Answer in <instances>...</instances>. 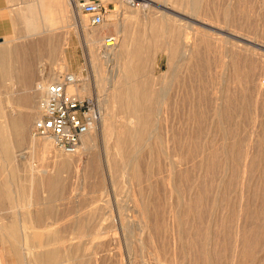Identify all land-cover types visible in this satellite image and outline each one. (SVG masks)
Masks as SVG:
<instances>
[{"label": "rangeland", "instance_id": "1", "mask_svg": "<svg viewBox=\"0 0 264 264\" xmlns=\"http://www.w3.org/2000/svg\"><path fill=\"white\" fill-rule=\"evenodd\" d=\"M103 1L97 27L60 0L0 38V264H264V0ZM119 26L140 42L135 116L100 57ZM64 73L101 120L72 155L31 135L34 84Z\"/></svg>", "mask_w": 264, "mask_h": 264}, {"label": "built area", "instance_id": "2", "mask_svg": "<svg viewBox=\"0 0 264 264\" xmlns=\"http://www.w3.org/2000/svg\"><path fill=\"white\" fill-rule=\"evenodd\" d=\"M127 7H134L137 0H119ZM107 2L101 0H73L76 8L87 19L91 27L101 25L108 12ZM113 34L104 35V47L115 45ZM79 79L70 73L59 74L54 80L43 83L37 81L34 89L42 91L38 100L39 115L31 124V135L48 138L54 148L66 155L77 151L81 137L97 122L99 111L93 97H80L68 93L66 87L76 84Z\"/></svg>", "mask_w": 264, "mask_h": 264}, {"label": "bare ground", "instance_id": "3", "mask_svg": "<svg viewBox=\"0 0 264 264\" xmlns=\"http://www.w3.org/2000/svg\"><path fill=\"white\" fill-rule=\"evenodd\" d=\"M102 1V0H101ZM140 2L142 1V2H146V4L147 3H149L150 5H152L151 3H150V1L149 0H139ZM190 1V3H189V5H190V7H193V0H189ZM56 2H58V1H56ZM138 3V2H137ZM59 4V3H58ZM68 5L69 6H71V7H74V5H73V0H68ZM140 5L141 4H136L134 7H127V6H125V7H127V8H129V9H137V8H139L140 7ZM58 9L60 10V8L58 7ZM189 9V8H188ZM163 10V12H162V16H161V18H160V22H164V21H171V20H173V21H175V17H182V16H180L179 14H180V12L177 14V12L175 11V10H172V9H166V8H163L162 9ZM192 10H193V8H192ZM54 11V10H53ZM59 12V11H58ZM182 15V14H181ZM76 16H77V14H76ZM205 16V15H204ZM74 18H75V16H74ZM176 18V19H177ZM183 18V17H182ZM191 18V17H190ZM82 19V18H81ZM179 19V18H178ZM177 19V20H178ZM74 20H76V19H74ZM193 20V19H192ZM195 20V19H194ZM180 21H181V19H180ZM188 21V20H187ZM196 21H198V20H196ZM205 21V20H204ZM184 23H185V21H184ZM195 23V22H194ZM122 25H124V24H122ZM190 25H192V24H188V23H186V24H184L183 25V29H184V32L186 33V34H188V35H197L199 32H201V31H205V30H207V29H209L210 30V28L205 24V22H197L196 23V26L194 27H191ZM128 28V27H127ZM212 28V27H211ZM129 31L130 30H128V31H126V29L123 27V26H119V27H117V29H116V33L118 34V35H116L115 34V38H116V42H115V45H113L112 47H110V48H108V47H104V45H103V43H102V41H100L101 42V44H100V42L98 41V40H96L97 41V43L99 42V49H100V57L102 58V60H104L105 62H107V61H113V62H115V61H119V60H122L123 61V66H120V67H122L121 68V74L122 75H120V77H124L123 79L126 81V83L128 84V88L127 89H125V91H124V88H123V92H122V96H121V98L119 97V100H120V106H122V107H124L125 109H127L131 114V116H135L136 115V113H137V111H138V108H139V104H138V97H137V95H136V92H138L137 90H136V88H135V85L134 84H132L133 83V81H132V78L133 77H136V76H134L136 73H137V70L135 69V67H134V64L136 63V60H137V55H138V53L140 52V45H139V41L137 40H135V38L133 37V36H131L130 34H128L129 33ZM151 31V30H150ZM172 31H174V30H172ZM208 31V30H207ZM206 31V32H207ZM150 34V33H149ZM87 36V35H86ZM171 36V35H170ZM193 36V37H194ZM205 36V35H204ZM192 37V38H193ZM198 37V36H197ZM229 37V36H228ZM88 38V37H87ZM120 38H121V41H120ZM137 38V37H136ZM172 38V37H171ZM188 38H189V36H188ZM205 39V38H204ZM90 42H92L93 43V45H95L96 44V42L93 40H91ZM197 42V41H196ZM120 43V44H119ZM96 46V45H95ZM194 47V46H193ZM174 48V47H173ZM96 49V48H95ZM169 49V48H168ZM98 50V49H97ZM172 50V49H171ZM191 50V49H190ZM171 52V51H170ZM188 53H189V49L187 48V46L184 48V50L181 52V57H179V60H181V59H186L185 57L188 55ZM189 60V59H188ZM122 61H120V63L122 62ZM180 62V61H179ZM178 62V63H179ZM116 63V62H115ZM119 63V64H120ZM167 63H168V66H169V70L172 68V71H173V67L174 66H172L174 63H172V59H169L168 61H167ZM194 64V63H193ZM136 65V64H135ZM137 68V67H136ZM116 72H118V71H115V73ZM120 72V71H119ZM175 71H173V73H174ZM176 73V72H175ZM73 75V74H72ZM74 77H76L75 75H73ZM173 76V75H172ZM236 76V75H235ZM120 77H119V79H120ZM118 79V80H119ZM134 79V78H133ZM116 81V80H115ZM120 81H121V79H120ZM120 81H118L119 83V85H120ZM135 81L136 80H134V83H135ZM116 83V82H115ZM117 83H116V85H118ZM71 85H77V84H70V85H68L67 87H66V91H67V88H71L72 86ZM122 85V84H121ZM122 87H123V85H122ZM113 88V87H112ZM119 86L116 88L118 91H119ZM117 90H114V91H117ZM37 91V90H36ZM79 90H78V88H76V87H74L73 89H72V93H74V94H78L79 92H78ZM38 93H40V94H42V91L40 90V91H37ZM116 93V92H115ZM118 94H120L121 95V93H117V95ZM138 94V93H137ZM225 94V93H224ZM38 96V95H37ZM119 96V95H118ZM41 97V96H40ZM140 99V98H139ZM144 100V99H143ZM119 104V103H118ZM142 109V108H141ZM32 113V112H31ZM99 117H100V114H99ZM132 118H134V117H132ZM118 120V119H117ZM98 122L97 123H95V125L86 133V134H84L83 135V139L82 140H84V139H88L89 137H90V135H91V131L94 129H96V131H97V129H99V127H100V125H101V120L98 118V120H97ZM131 124V123H130ZM17 124L16 123H14V128H15V126H16ZM13 127V126H12ZM141 129V128H140ZM3 131V130H2ZM4 132V131H3ZM122 132V131H121ZM132 135V134H131ZM122 137V136H121ZM133 137V136H132ZM44 139H46L47 140V142L48 143H50V144H52V142L48 139V138H44ZM90 139V138H89ZM86 140H84V147H86V148H90V146H89V142L90 141H86ZM86 141V142H85ZM120 141V140H119ZM85 149V148H84ZM66 155V154H65ZM16 239V238H15ZM24 249V248H23ZM24 250H28V249H24Z\"/></svg>", "mask_w": 264, "mask_h": 264}, {"label": "crops", "instance_id": "4", "mask_svg": "<svg viewBox=\"0 0 264 264\" xmlns=\"http://www.w3.org/2000/svg\"><path fill=\"white\" fill-rule=\"evenodd\" d=\"M58 7L60 8V0H0V38L10 34L15 26L28 24V19L36 17L34 10L38 11L40 17L41 10L46 9L53 15L54 11L60 12ZM33 21L36 24L34 19Z\"/></svg>", "mask_w": 264, "mask_h": 264}]
</instances>
